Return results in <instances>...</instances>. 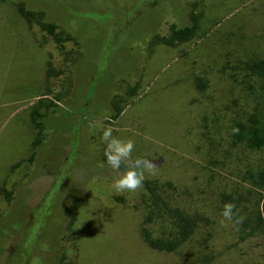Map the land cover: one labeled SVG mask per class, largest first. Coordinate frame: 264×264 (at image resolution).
Instances as JSON below:
<instances>
[{
	"label": "rangeland",
	"instance_id": "1",
	"mask_svg": "<svg viewBox=\"0 0 264 264\" xmlns=\"http://www.w3.org/2000/svg\"><path fill=\"white\" fill-rule=\"evenodd\" d=\"M17 1L0 0V190L9 194H0V264H57L62 238L74 244V225L75 264H264L259 236L242 241L241 223H220L223 205L235 200L230 191L249 188L240 179L264 164V148L231 139L250 113L264 127V79L243 68L264 59V0L30 1L31 11L63 7L60 16H46L60 38L70 36L61 46L19 16ZM189 14L196 21L189 41L170 47L158 40ZM48 67L56 74L46 80ZM34 109L43 131L29 164L39 132ZM107 126L135 141L133 158L153 160L155 174L145 179L174 187L171 208L202 218L190 245L172 254L144 244L141 229L166 237L169 228L143 224L139 193H118L115 180L94 166L105 156ZM107 206L121 216L111 230L107 218L96 219ZM126 208L137 215L132 228ZM115 236L132 248L128 256Z\"/></svg>",
	"mask_w": 264,
	"mask_h": 264
},
{
	"label": "trees",
	"instance_id": "2",
	"mask_svg": "<svg viewBox=\"0 0 264 264\" xmlns=\"http://www.w3.org/2000/svg\"><path fill=\"white\" fill-rule=\"evenodd\" d=\"M24 2L23 0L17 1V12L19 16L27 23H35L41 31L46 33L51 37L54 44L61 46L64 41H69L70 36L65 38H60V33L55 32L56 25L55 23L49 21L46 16L56 15L55 12L60 16L62 13L60 11L63 7H52L50 12L45 11L42 6L34 9L35 11L30 10V1ZM25 3V6H24ZM74 8V7H72ZM76 8V7H75ZM64 17V16H62ZM196 30V21L192 14L188 15V21L185 25L176 26L170 25L169 32L166 37L158 38V40L170 47L185 43L189 41ZM76 43V42H75ZM247 75L264 79V59L246 64L243 66ZM56 74L50 67L45 71V79L47 80L52 75ZM195 86L199 90L204 89L200 79H195ZM111 114L110 119L116 120L119 115V108L115 102H111ZM49 108V105L45 106ZM50 113H54L53 109H50ZM42 119L41 116L32 110L30 113V120L35 123L39 128L38 137L33 140L31 145V152L25 162L29 164L33 163L35 158V153L37 147L41 143V132L43 131V121L39 123L36 120ZM231 139L233 143H240L246 146L248 149H261L264 148V127L261 124V119L259 114L250 113L245 121L237 122L233 127V132L231 134ZM24 160L17 162L12 165L11 169L19 166ZM99 171H105L106 174H101V176L111 177V179L116 180L119 178V173L114 172L106 163V157L103 156L97 163L94 165ZM125 169L121 167V172ZM240 181L242 183L248 182L250 184L249 188L243 186H236L235 190L230 191L229 195H234L235 199L233 202L236 205L237 211L242 214L244 217L243 222L241 223V228H239L243 234L241 240L245 241L248 238H253L254 236H259L261 239V246H264V215L262 214V208L264 207L261 198V193L264 192V164L253 174L247 173L243 176ZM174 191V187H171L170 183L162 182L156 179H145L143 182V187L138 189L140 200H143V207L146 214L142 218V223L145 225L151 224H161L166 223L168 232L166 237H153L151 233L147 230L141 229V237L144 244L151 250L156 252L164 253H177L178 248L182 243L190 245V239L193 238L197 231L200 230L198 221H201L202 218L198 214L184 213L177 208H171L168 202L172 201V196L168 193ZM0 194L3 198L8 199L9 194L5 193L4 190H0ZM228 195V196H229ZM227 197L228 199H231ZM256 196V197H255ZM251 200L252 203H251ZM209 234L201 239L200 243H195V246L203 247V243L207 241ZM62 238L61 242L64 245V249L60 251V256L58 258L57 264H75V247L73 243L66 242ZM195 246L192 247L195 248ZM191 246L188 247V249ZM264 248V247H263ZM64 252L66 253L64 255ZM67 254L70 255L67 258ZM201 256H199L200 258ZM198 258V259H199ZM204 261L211 259V256L201 257Z\"/></svg>",
	"mask_w": 264,
	"mask_h": 264
},
{
	"label": "clouds",
	"instance_id": "3",
	"mask_svg": "<svg viewBox=\"0 0 264 264\" xmlns=\"http://www.w3.org/2000/svg\"><path fill=\"white\" fill-rule=\"evenodd\" d=\"M113 131L111 126H107L101 136L102 142L106 145L104 152L106 163L114 172L119 173V178L114 181L112 187L118 193L135 192L143 187L146 172L155 174V163L144 157L133 158L135 141L131 138H118L113 135ZM122 165H125V170L121 172ZM221 217L220 223L223 226H227V222L230 221L239 224L244 220L243 216L238 215L236 205L231 202L223 205Z\"/></svg>",
	"mask_w": 264,
	"mask_h": 264
},
{
	"label": "crops",
	"instance_id": "4",
	"mask_svg": "<svg viewBox=\"0 0 264 264\" xmlns=\"http://www.w3.org/2000/svg\"><path fill=\"white\" fill-rule=\"evenodd\" d=\"M137 192V191H136ZM137 193H139V192H137ZM140 195V194H139ZM140 205H141V202H140ZM112 207L111 206H107V209L108 210H106V211H104L103 209H101L100 211L101 212H104V213H106V214H101V215H97L96 216V219L97 220H99L100 222H101V220H100V218H107V222H108V225L106 226V229L105 230H107V229H112V227L109 225V223H113V224H117L118 222H116V216H119V215H117V213L119 214V212H117V211H114V210H117V208H114V206H113V209H111ZM123 208V207H122ZM121 208V209H122ZM125 209V208H124ZM121 212H123V209H122V211ZM120 212V213H121ZM137 215H133V214H131V212H130V209L129 208H126V227H128V228H132V226H133V223H134V218L136 217ZM120 218H121V216H119ZM140 227V226H139ZM71 231H72V235H73V241H74V246H75V251H77V253H76V256L78 255V246H79V242H80V240H79V237H80V235H79V230H78V227L76 226V225H74L73 227H72V229H71ZM113 232V231H112ZM123 234V235H122ZM122 234H120V235H122V236H125L124 235V233H122ZM113 241L115 242V246H123V250H124V252H125V254H127V256L130 254V252L132 251V248H131V251L129 250V248H127L128 246H126V240H122V238L121 237H119V236H115L114 238H113ZM127 251V252H126ZM154 251V250H153ZM77 259H76V264H77Z\"/></svg>",
	"mask_w": 264,
	"mask_h": 264
},
{
	"label": "flooded vegetation",
	"instance_id": "5",
	"mask_svg": "<svg viewBox=\"0 0 264 264\" xmlns=\"http://www.w3.org/2000/svg\"><path fill=\"white\" fill-rule=\"evenodd\" d=\"M31 4V3H30Z\"/></svg>",
	"mask_w": 264,
	"mask_h": 264
}]
</instances>
